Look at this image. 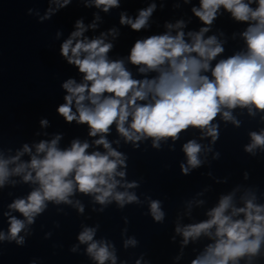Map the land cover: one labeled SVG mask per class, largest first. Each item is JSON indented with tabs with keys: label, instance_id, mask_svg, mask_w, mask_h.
Wrapping results in <instances>:
<instances>
[{
	"label": "clouds",
	"instance_id": "1",
	"mask_svg": "<svg viewBox=\"0 0 264 264\" xmlns=\"http://www.w3.org/2000/svg\"><path fill=\"white\" fill-rule=\"evenodd\" d=\"M53 2L62 9L73 0ZM253 2L257 5L255 8L251 7ZM84 6H95L107 13L111 8L119 7L120 0H92L91 4L85 0ZM221 7L230 12L234 20L247 23L242 33L246 52L221 59L213 67L211 61L224 48L216 36L204 38L210 27L189 32L191 43L184 39L182 30L175 36L170 32L151 35L137 39L127 57L132 65L141 66L139 72L158 73L152 79L141 80L132 78L123 59H109L108 53L114 45L105 42L104 33L91 40L78 39L86 28L82 19H77L76 30L60 46V55L68 65L83 74V80L77 83L75 79L68 78L62 83L66 95L57 112L67 123L87 124L90 136L100 134L95 144L103 145L106 154L99 151L88 153L90 145L79 140H73L70 148L62 150L57 147L60 139L57 136L50 142L41 141L36 145V152L42 153V157L33 155L29 163H20L11 172L8 164L18 160L19 155L10 161L0 159V186L10 174L24 172L25 182L39 184L27 199H17L9 207L22 213L31 224L34 217L46 208L45 201L71 203L69 197L77 190L95 194V200L100 204H106L110 199H115L121 207L125 202H136L134 194L115 191L120 183L115 177L125 175L117 168L126 165L122 154L112 149L106 139L113 124L126 142L135 143L151 137L153 147L158 148L161 140L171 137L175 141L189 127L206 130L215 140L218 138L217 126L212 121L218 114H222L225 120L232 119L229 111H222L224 108L239 106L248 108L250 113L253 109L264 112V0H200V7H193L192 12L204 25L211 26ZM155 10L156 4H150L140 9L135 19L121 13L120 24L140 31L149 27V19ZM42 19H51V16L46 15ZM165 26L182 29L184 22L166 23ZM109 34L118 36L116 29H110ZM209 71L211 78L202 74ZM47 123V120L41 121L42 125ZM250 136L252 143L246 146L245 151L251 153L257 147L264 149V130L252 132ZM30 151L25 144L23 152ZM183 151L190 168L200 166V144L189 141L183 145ZM189 167L181 164L182 173L188 174ZM135 186V182L127 185ZM231 200V196L222 197L218 206L208 213L210 219L188 225L183 230L176 229L178 233L182 232L187 244L189 238L195 239L201 234L211 236L210 230L215 227V243L208 245L192 264H239L241 258L247 257L250 261L259 253L264 243V205L247 200L245 207L232 208ZM229 208H232L231 214H227ZM80 210L83 211L82 208ZM151 212L155 221H163L164 213L160 210L159 201L151 202ZM240 213L244 214V219L232 218ZM9 223L8 235L0 232V240H15L17 244H23L24 238L19 233L25 227L24 221L10 217ZM94 235V229L86 228L78 239L88 244L87 252L98 264L109 260L116 264V257L109 251V246L94 241ZM129 243L135 244L136 241L129 240L126 245Z\"/></svg>",
	"mask_w": 264,
	"mask_h": 264
}]
</instances>
